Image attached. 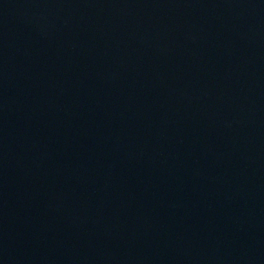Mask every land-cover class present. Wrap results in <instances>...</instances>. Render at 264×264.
Returning a JSON list of instances; mask_svg holds the SVG:
<instances>
[{
    "label": "water",
    "instance_id": "95a60500",
    "mask_svg": "<svg viewBox=\"0 0 264 264\" xmlns=\"http://www.w3.org/2000/svg\"><path fill=\"white\" fill-rule=\"evenodd\" d=\"M0 264H264V0H0Z\"/></svg>",
    "mask_w": 264,
    "mask_h": 264
}]
</instances>
